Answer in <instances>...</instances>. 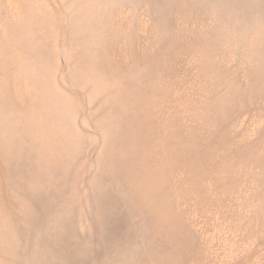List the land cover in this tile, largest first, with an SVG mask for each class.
<instances>
[{
  "label": "rangeland",
  "instance_id": "rangeland-1",
  "mask_svg": "<svg viewBox=\"0 0 264 264\" xmlns=\"http://www.w3.org/2000/svg\"><path fill=\"white\" fill-rule=\"evenodd\" d=\"M0 264H264V0H0Z\"/></svg>",
  "mask_w": 264,
  "mask_h": 264
}]
</instances>
